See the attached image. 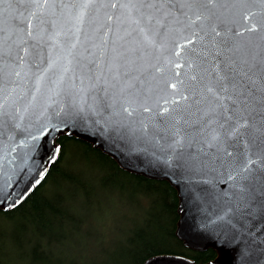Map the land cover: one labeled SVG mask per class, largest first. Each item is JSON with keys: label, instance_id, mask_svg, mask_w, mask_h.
Instances as JSON below:
<instances>
[{"label": "snow or ice", "instance_id": "1", "mask_svg": "<svg viewBox=\"0 0 264 264\" xmlns=\"http://www.w3.org/2000/svg\"><path fill=\"white\" fill-rule=\"evenodd\" d=\"M9 8L0 11V139L23 119L22 81L66 61L72 102L43 137L90 121L97 135L171 154L189 175L222 176L216 195L231 191L233 202L213 223L233 238L254 208L264 221V0H9ZM261 246L240 264H264Z\"/></svg>", "mask_w": 264, "mask_h": 264}, {"label": "trees", "instance_id": "2", "mask_svg": "<svg viewBox=\"0 0 264 264\" xmlns=\"http://www.w3.org/2000/svg\"><path fill=\"white\" fill-rule=\"evenodd\" d=\"M56 143L59 158L42 183L18 207L0 209V264H144L159 255L207 264L216 258L214 249L193 251L177 238L179 199L167 181L127 172L74 136ZM116 208L125 242L108 261L95 262L88 250L93 240L107 244Z\"/></svg>", "mask_w": 264, "mask_h": 264}, {"label": "water", "instance_id": "3", "mask_svg": "<svg viewBox=\"0 0 264 264\" xmlns=\"http://www.w3.org/2000/svg\"><path fill=\"white\" fill-rule=\"evenodd\" d=\"M0 11L4 12L5 16L8 15L9 0H3ZM84 28L87 30V23ZM64 67L71 68L66 61H61L52 70L41 72L42 79H26L18 89L19 94L23 96L20 101L23 119L18 121V128L10 132L5 131L0 139L1 210H13L24 202L42 183L49 168L57 161L58 158L53 159L52 156L53 146L59 147L57 139L62 135L74 136L91 143L95 149H100L127 172L148 179L167 181L176 190L179 199L176 236L187 249H214L216 258L207 264H240L241 261H254L260 255L261 244L264 242V233H261L264 221L256 215L255 208L252 218L245 221V228L239 230L235 238L231 232H224L213 223L217 219V213L222 215L229 211L226 202H233L231 191L227 195H216L219 185L224 183V178L219 174L205 172L189 175L170 162L174 159L171 154L167 157L158 154L149 144L132 147L116 137L102 133L97 135L90 121L79 123L69 120V129L64 133L57 132L43 137L42 129L66 119L64 112L72 102L66 91L72 71L69 70L65 75ZM42 68L47 69V65ZM62 75L63 83L60 80ZM37 179L39 183H35ZM202 188L208 191H200ZM25 189H28V193L22 202L11 206L12 201L17 200ZM249 228L252 231H248ZM144 264L195 263L181 256L159 255L148 259Z\"/></svg>", "mask_w": 264, "mask_h": 264}, {"label": "rangeland", "instance_id": "4", "mask_svg": "<svg viewBox=\"0 0 264 264\" xmlns=\"http://www.w3.org/2000/svg\"><path fill=\"white\" fill-rule=\"evenodd\" d=\"M105 192V191H103ZM107 215V210L104 216ZM111 228L108 236L107 244L104 245V241L93 240L95 244L88 250L96 261H108V253L110 251L116 250L119 246L123 245L125 242L124 236L126 231L124 229L125 222L122 219V211L120 208L111 209ZM95 228L92 227V230ZM104 229V228H103ZM124 229V232L122 231ZM98 263V262H97Z\"/></svg>", "mask_w": 264, "mask_h": 264}]
</instances>
